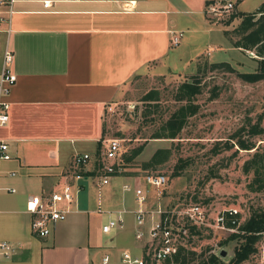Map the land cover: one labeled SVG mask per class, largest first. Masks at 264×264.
<instances>
[{
  "label": "crops",
  "instance_id": "1",
  "mask_svg": "<svg viewBox=\"0 0 264 264\" xmlns=\"http://www.w3.org/2000/svg\"><path fill=\"white\" fill-rule=\"evenodd\" d=\"M210 1L15 0L0 5V72L8 49L16 75L9 93H0L9 104L0 139L11 155L1 166L0 186L15 189L0 192V243L11 248L7 256L0 254V264H102L105 256L110 264L116 255L143 254V243L134 237L135 198L122 190L124 184L139 186L142 176L118 155L120 171L106 186L99 185L100 152L109 139L104 114L144 70L164 75L179 64L194 61L196 66L210 44L233 48L224 36L226 44L210 36L214 24L205 14ZM174 34H181L175 47ZM75 154H89V164L73 168ZM64 184L79 188L70 212L48 236L32 235L35 202ZM119 214L123 227L102 232Z\"/></svg>",
  "mask_w": 264,
  "mask_h": 264
},
{
  "label": "rangeland",
  "instance_id": "2",
  "mask_svg": "<svg viewBox=\"0 0 264 264\" xmlns=\"http://www.w3.org/2000/svg\"><path fill=\"white\" fill-rule=\"evenodd\" d=\"M230 1L234 8L228 15L218 20L208 19L214 24L210 36L215 41L218 37L238 40L235 29L241 19L235 18L228 26L224 22L237 11L255 12L264 0ZM205 47L204 57L196 66L193 61L187 66H172L164 75L144 70L134 77L122 98L108 106L104 127L106 137L121 140L119 158L136 176L159 173L167 178L160 198L149 190L150 204L159 203L164 210L175 214L196 204L204 210L207 226L188 232L183 220L174 223L175 233L177 229L186 230V235L178 239L186 262L194 264L214 254L226 264L233 257L237 242L228 239L231 234L228 229L216 226V216L235 210L238 231L252 212L264 210V80L247 83L236 74L256 68L258 57L254 50L243 51L232 45L233 48L213 44ZM222 62L228 63L234 71L214 67ZM183 83L199 89L189 103L196 111L186 114L177 138L156 139L163 135L169 117L187 104L185 99L177 100ZM255 125L262 133L252 137L250 130ZM237 140L255 142V147L250 151L241 150L236 145ZM256 153L259 157H254ZM175 171L177 176H174ZM253 248L255 253L242 264H264V236ZM130 255L132 258L142 256L140 250ZM110 264L124 263L116 255Z\"/></svg>",
  "mask_w": 264,
  "mask_h": 264
},
{
  "label": "built area",
  "instance_id": "3",
  "mask_svg": "<svg viewBox=\"0 0 264 264\" xmlns=\"http://www.w3.org/2000/svg\"><path fill=\"white\" fill-rule=\"evenodd\" d=\"M15 0H0V5H11ZM43 8H49V2H43ZM234 8L230 0H211L206 6V16L210 20H218L220 17L228 15ZM181 34L173 36L172 45L177 46ZM13 61V54L10 50L5 49L3 54V67L0 72V93L7 95L10 88L16 82V75L10 71V65ZM9 104L0 100V128L5 126L9 121ZM121 148V140L109 138L106 140L103 149L100 152L101 174L99 185L106 186L110 179L116 175L120 168L117 166V159ZM11 159L9 145L6 141L0 139V178L1 166ZM91 160L89 154H75L72 158L73 168L83 169ZM10 177L15 174L10 172ZM77 179L81 178L79 175ZM167 183V178L159 173H147L142 176V182L139 186L124 184L123 192H132L136 202V209L133 212L135 222V240L143 243V254L140 257L132 258L127 253L122 255L124 264H162L167 258L171 257L178 250V239L180 235L185 236L186 230L181 228L174 232V223L178 219L195 227L207 226L206 215L199 205H192L180 213H173L164 210L161 204H150L148 197L149 190L155 193L156 197H161L162 189ZM78 189L72 188L70 184H64L60 192L51 193L38 199L30 211L31 234L36 237L48 236L52 228L63 221L70 212L71 206L75 201ZM5 191L14 193L13 188H3L0 186V192ZM124 213V212H123ZM122 213V214H123ZM122 214L117 219H111L102 227V232L108 233L113 229L122 228L124 225ZM180 217V218H179ZM237 212L229 210L216 216V226L222 229H228L230 233H238ZM228 221L231 227H227L225 222ZM184 227V226H182ZM11 248L6 243H0V254L7 256ZM108 257L103 258L102 264H107Z\"/></svg>",
  "mask_w": 264,
  "mask_h": 264
},
{
  "label": "trees",
  "instance_id": "4",
  "mask_svg": "<svg viewBox=\"0 0 264 264\" xmlns=\"http://www.w3.org/2000/svg\"><path fill=\"white\" fill-rule=\"evenodd\" d=\"M211 2V1H210ZM209 2V3H210ZM208 3V4H209ZM207 4V5H208ZM206 5V6H207ZM235 18H240L241 21L237 28L235 29V33L239 35V39L232 41L227 37L228 32L226 31L224 35H226L228 41L231 42V45L234 48L243 50V51H251L254 50L255 56L258 57L256 60V68L252 72H244V73H236L237 76L244 82L247 83H256L264 80V1L260 4V6L256 9L255 12L252 13H240L236 12L231 14L224 22L225 26H228ZM222 66L228 69V71L233 72L234 70L230 67V65L226 62H222L220 64H214V67ZM199 89L197 86L183 83L179 87V96L177 100H186L187 104L182 105L176 110L166 121L164 124V132L163 135L158 138L164 139H175L183 128L185 122L186 114L192 115L195 113L196 109L194 106H191L190 100L198 93ZM145 100L150 101L153 99L146 98ZM154 101V100H153ZM189 101V102H188ZM262 133V130L258 125L252 126L250 130V134L252 137L258 136ZM236 145L239 149L250 151L254 149L255 142L245 143L237 140ZM137 151L134 152L135 155L138 154ZM257 156V153L254 157ZM153 158L150 162H152ZM156 164V162H154ZM257 173V172H256ZM178 172H174V176H177ZM225 225L227 227H231V224L226 221ZM188 232L195 231L197 229L195 226L186 224ZM264 236V210L259 212H252L250 217L238 228V233H231L229 236V240H235L237 242V246L234 249V254L231 260L226 264H242L247 261L252 254L255 253V248H253L254 243L261 239ZM184 248L178 246V250L171 257L167 258L163 263L165 264H188L186 262V256L184 255ZM194 264H225L220 258L214 254H210L207 258L196 262Z\"/></svg>",
  "mask_w": 264,
  "mask_h": 264
}]
</instances>
